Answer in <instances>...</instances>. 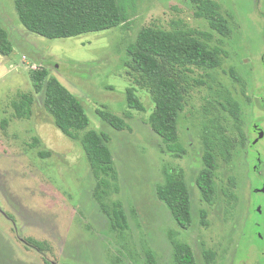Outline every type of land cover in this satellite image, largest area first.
<instances>
[{"label":"rangeland","instance_id":"374dc122","mask_svg":"<svg viewBox=\"0 0 264 264\" xmlns=\"http://www.w3.org/2000/svg\"><path fill=\"white\" fill-rule=\"evenodd\" d=\"M216 1L229 20V37L196 17L191 0H136L128 23L61 38L29 31L14 0H0V24L13 46L10 55L0 53V264H149L150 250L157 264H174L171 232L192 245L198 264H264V138L250 146L257 137L253 124L264 130V0ZM174 22L210 31L209 45L226 52L220 67L185 70L179 135L186 151L181 156L169 151L149 124L155 103L126 66V47L140 29H172ZM37 68H47L81 100L88 129L110 135L118 180L109 179L103 200L110 207L122 202L126 229L114 230L95 198L98 181L80 138L71 139L55 125L44 91L35 92L30 75ZM130 86L136 87L145 111L128 109ZM23 94L35 99L31 116L20 118L13 103ZM226 96L239 102V122L223 107ZM99 110L119 115L129 127L115 129ZM210 118L218 119L235 142L231 160L219 158L211 203L196 183ZM168 169L182 171L191 191L188 230L179 228L156 193ZM31 239L44 244L35 246ZM207 249L216 253L210 263Z\"/></svg>","mask_w":264,"mask_h":264},{"label":"trees","instance_id":"16d2710c","mask_svg":"<svg viewBox=\"0 0 264 264\" xmlns=\"http://www.w3.org/2000/svg\"><path fill=\"white\" fill-rule=\"evenodd\" d=\"M191 1L196 5V17L206 19L209 26L220 35H231L229 20L218 1ZM14 4L22 24L29 31L48 38L73 37L122 26L130 21L136 10V0H14ZM212 39L210 31L182 27L180 22H174L172 29L152 25L143 27L135 40L126 47L129 75L137 85L150 92L155 103L149 124L162 137L167 149L177 156L186 151L179 135V116L185 108L187 94L183 84L185 70H191V66L215 69L221 66L222 55L226 54L220 46L209 45L208 41ZM12 52L8 32L0 24V53L10 55ZM231 74L236 80H241L236 71L231 70ZM30 76L35 92L44 91V105L53 115L55 125L71 139L80 138L98 181L95 198L102 211L108 215L112 227L114 230L126 229L128 218L122 202H114L110 207L103 200L111 188L109 179L118 180L109 146L110 135L88 129L90 118L81 100L56 76L51 75L47 68L34 69ZM34 99L32 94H23L20 101H14L17 117L31 116ZM222 105L237 122L240 121L241 110L237 100L226 96ZM127 107L129 110H146L135 86L127 88ZM125 113L129 115V112ZM99 115L119 131L129 127L126 120L109 110H99ZM81 132L84 133L81 135ZM203 143L204 167L196 183L203 198L211 203L216 195L215 175L219 158L229 162L235 142L218 119L210 118L204 127ZM156 193L170 208L179 228L190 229L193 224L192 195L184 173L166 170L165 184H159ZM205 216L206 211L203 210V224L206 223ZM170 238L174 264H198L190 243L175 238L173 232ZM30 241L35 246L39 244V247L44 244L34 239ZM204 256L210 263L216 253L207 249ZM147 260L149 264H157L151 250L147 252Z\"/></svg>","mask_w":264,"mask_h":264},{"label":"flooded vegetation","instance_id":"af4514ba","mask_svg":"<svg viewBox=\"0 0 264 264\" xmlns=\"http://www.w3.org/2000/svg\"><path fill=\"white\" fill-rule=\"evenodd\" d=\"M253 131L257 133V137L251 142V144H250L251 147L255 146L258 142H260L264 138V130L259 126V123L253 124ZM253 153L255 154V156L259 155V152L257 150L254 151ZM259 159H260V157H259ZM257 169H258V167H256L255 171ZM256 172L258 173V171H256ZM258 175H259V178H261L263 180V178L261 177V175L259 173H258Z\"/></svg>","mask_w":264,"mask_h":264}]
</instances>
